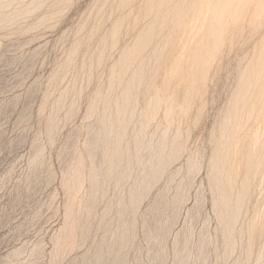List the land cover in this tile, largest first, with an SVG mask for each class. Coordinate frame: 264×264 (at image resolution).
<instances>
[{
	"label": "rangeland",
	"instance_id": "374dc122",
	"mask_svg": "<svg viewBox=\"0 0 264 264\" xmlns=\"http://www.w3.org/2000/svg\"><path fill=\"white\" fill-rule=\"evenodd\" d=\"M0 264H264V0H0Z\"/></svg>",
	"mask_w": 264,
	"mask_h": 264
},
{
	"label": "bare ground",
	"instance_id": "6f19581e",
	"mask_svg": "<svg viewBox=\"0 0 264 264\" xmlns=\"http://www.w3.org/2000/svg\"><path fill=\"white\" fill-rule=\"evenodd\" d=\"M211 6H212V5H211ZM113 73H114V72H113ZM169 113H170V112H169ZM107 127H108V126H107ZM110 130H111V129H110ZM109 134H110V133H109ZM109 134H108V135H109ZM110 137H111V136H110ZM121 138H122V137H121ZM109 139H110V138H109ZM109 143H110V142H109ZM90 144H91V143H90ZM92 144H93V143H92ZM172 145H173V144H172ZM118 146H119V145H118ZM118 146H117V147H118ZM164 147H165V146H164ZM164 147H163V148H164ZM91 148H92V146H91ZM93 149H94V147H93ZM92 151H93V150H92ZM91 154H92V153H91ZM159 155H160V154H159ZM156 161H157V160H156ZM161 162H162V160H161ZM155 164H156V163H155ZM158 165H159V164H158ZM160 165H161V164H160ZM153 167H154V166H153ZM155 168H156V167H155ZM161 170H162V169H161ZM158 171H159V170H158ZM158 171H156V169H155V171H153V173L151 174V176L154 177V176H156L157 174H159ZM162 172H163V171H162ZM160 173H161V172H160ZM160 175H161V174H160ZM146 178H147V177L145 176V179H146ZM156 178H157V177H156ZM153 179H154V178H153ZM143 180H144V179H143ZM229 180H230V179H229ZM147 181H148V180H147ZM152 181H153V180H152ZM150 182H151V180H150ZM229 184H230V183H229ZM230 192H231V191H230ZM133 195H134V194H133Z\"/></svg>",
	"mask_w": 264,
	"mask_h": 264
}]
</instances>
